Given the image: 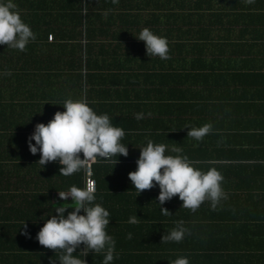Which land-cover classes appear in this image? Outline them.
Instances as JSON below:
<instances>
[{"label":"trees","instance_id":"obj_1","mask_svg":"<svg viewBox=\"0 0 264 264\" xmlns=\"http://www.w3.org/2000/svg\"><path fill=\"white\" fill-rule=\"evenodd\" d=\"M13 2L36 39L25 51L0 45V264H60L61 252L36 236L56 206L72 203L58 192L84 188V169L64 176L58 161L43 167L28 138L36 124L65 111L67 99L82 96L91 108L96 96L94 111L126 133L127 157L91 165L94 203L110 213L111 264H171L179 257L189 264H264V0ZM144 28L167 38L170 59L146 54L136 38ZM207 123L213 131L202 141L187 136ZM148 140L167 145L166 155L181 148L201 170L215 167L227 199L193 212L178 196L159 205L158 185L139 194L130 180L112 181L136 170ZM124 158L134 163L122 166ZM134 215L140 222L128 223ZM181 220L190 234L162 242ZM85 259L102 264L103 253Z\"/></svg>","mask_w":264,"mask_h":264},{"label":"clouds","instance_id":"obj_2","mask_svg":"<svg viewBox=\"0 0 264 264\" xmlns=\"http://www.w3.org/2000/svg\"><path fill=\"white\" fill-rule=\"evenodd\" d=\"M118 0H113V3ZM251 4L254 0H246ZM138 40L143 41L148 56H158L162 60L170 59L169 42L166 37L158 36L149 28L139 33ZM36 39L30 26L26 24L13 0H0V45L25 51L30 41ZM5 75H11L10 71ZM63 108L65 111L55 112L47 123H38L33 134L28 138V148L31 154L40 153L39 163L43 167L50 162H59L61 175L71 176L81 169L90 168L99 160L117 164L114 156L127 157V146L121 143L125 132L120 127L112 125L107 114L98 115L88 104L86 96L78 100L67 99ZM188 137L196 141L213 131L210 123L201 127L189 128ZM35 141V144L32 143ZM168 146L148 140L145 147L140 148L136 161L137 168L129 172L128 177L134 189L140 194L145 190L159 186L157 197L159 205L165 204L178 196L183 202L182 207L195 212L205 202L215 210L227 194L222 188L224 177L215 167L207 171L197 168L199 161H193L186 155H181L182 149L171 147L170 152L176 155H166ZM81 153L83 158H81ZM96 187L93 180H88L84 188L73 185L67 192H58L59 198L72 203H63L55 208L56 215L47 218L43 227L37 233L36 239L44 248L59 250L60 264H87L85 259L90 253H103L102 264H111L115 255V240L107 232L110 224V213L96 200ZM161 214L171 215L167 208H160ZM67 212V216L65 213ZM83 213V214H81ZM137 215L131 216L130 224H138ZM27 227L26 223L23 226ZM24 235L29 234L25 231ZM189 230L184 227V221H177L176 227L163 235L162 242H181ZM128 239L132 234L127 235ZM83 248L77 252L78 248ZM171 264H189L187 257H179Z\"/></svg>","mask_w":264,"mask_h":264},{"label":"crops","instance_id":"obj_3","mask_svg":"<svg viewBox=\"0 0 264 264\" xmlns=\"http://www.w3.org/2000/svg\"><path fill=\"white\" fill-rule=\"evenodd\" d=\"M94 100L92 101V109L93 110H95L96 109V106H94V104H96L99 100H98V98L95 96L94 98H93ZM126 134V133H125ZM128 134H130V133H128ZM121 163V165L122 164H125V165H130V164H132V163H134V160L133 159H122L121 161H120ZM123 166V165H122ZM111 178L113 177V175H111L110 176ZM112 181H116L117 182V180L121 183V185H123V184H127L128 183V181L130 180L129 179V177H128V174H126V173H121V176H118V177H114V178H112L111 179ZM183 204V203H182ZM185 210H186V208H184ZM126 212V211H125ZM126 221H124L123 223H121V227H122V234L123 233H125V232H127L126 231V228H125V226H126ZM121 240H123V239H121ZM129 240V239H128ZM127 240V241H128ZM125 241V240H124ZM131 241V240H130Z\"/></svg>","mask_w":264,"mask_h":264},{"label":"built area","instance_id":"obj_4","mask_svg":"<svg viewBox=\"0 0 264 264\" xmlns=\"http://www.w3.org/2000/svg\"><path fill=\"white\" fill-rule=\"evenodd\" d=\"M89 179L94 181V179L92 178L91 166L90 168L84 169V187L86 186V183Z\"/></svg>","mask_w":264,"mask_h":264}]
</instances>
